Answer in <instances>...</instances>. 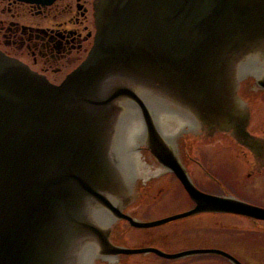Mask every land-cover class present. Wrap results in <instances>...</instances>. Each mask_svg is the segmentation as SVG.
Returning a JSON list of instances; mask_svg holds the SVG:
<instances>
[{"label":"water","instance_id":"obj_1","mask_svg":"<svg viewBox=\"0 0 264 264\" xmlns=\"http://www.w3.org/2000/svg\"><path fill=\"white\" fill-rule=\"evenodd\" d=\"M93 11V45L59 85L0 52V264L139 253L239 264L217 249L118 247L109 233L120 219L138 229L201 213L264 221V208L199 191L174 154L184 134L257 148L237 89L242 74L264 71V0H93ZM141 146L178 179L191 210L149 222L122 214L153 174L141 157L156 167Z\"/></svg>","mask_w":264,"mask_h":264},{"label":"flooded vegetation","instance_id":"obj_2","mask_svg":"<svg viewBox=\"0 0 264 264\" xmlns=\"http://www.w3.org/2000/svg\"><path fill=\"white\" fill-rule=\"evenodd\" d=\"M93 14V0H41L39 2L0 0V52L21 62L31 71L44 77L50 84L59 85L82 63L93 45L95 35ZM237 94L241 108H247L249 113L246 131L257 137L258 146L252 152L247 147L235 144L230 135L222 133L214 135V137L220 135L226 138L235 146L230 145L221 152L213 150L209 153V157L220 164L225 158L229 171L232 172L231 182L237 184L241 192L240 197L234 195L235 193L229 189L217 195L231 196L249 205L264 208V204L259 200V197H264V71L256 72L254 75L242 74ZM179 142L180 144L174 148V154L186 170L193 185L207 193L208 191L201 188L198 180H201L202 184L204 180L212 184L214 181L218 183L221 181L203 164L204 153H195L194 148L183 139ZM140 152L146 154L156 166L155 170L148 164L146 157H141L148 171L157 172L155 178H159L158 185L153 187V181L146 183L147 179H141L144 183L134 186L132 198L122 202V214L138 221H151L142 217L145 210L138 206L144 201L142 198L150 197L158 200L162 196L172 195V192L179 188L191 204L185 209L161 216L160 219L191 210L194 207L193 202L175 176L160 168L144 146L140 147ZM191 165L195 166L194 170L193 167L190 168ZM197 217L191 216V218ZM251 222L254 227L247 229V235H250L254 241L234 242L232 234H237L236 232L218 231L198 237L188 236L184 238L183 245L171 246L169 245L173 238L171 233L160 231V228L159 230L157 228L137 229L130 226L126 220L120 219L112 222L109 241L118 247L135 250L161 249L167 252L166 254L196 249H217L230 254L239 261V264H264V221L251 219ZM160 245L164 246L160 247ZM207 255L219 256L216 259L218 262H204V259H210V257L205 258ZM132 256L139 257L132 258ZM193 259L199 263L203 261L204 264H236L217 254L164 259L154 253L99 257L94 259L93 264H184L183 261Z\"/></svg>","mask_w":264,"mask_h":264},{"label":"rangeland","instance_id":"obj_3","mask_svg":"<svg viewBox=\"0 0 264 264\" xmlns=\"http://www.w3.org/2000/svg\"><path fill=\"white\" fill-rule=\"evenodd\" d=\"M185 140L187 144L192 146L195 150V153L202 152L204 153L203 157V164L206 166L207 169H211L217 177L218 180L221 182H210L207 180H204L203 184L201 180H198V183H200L201 188L208 191L207 193L217 195L220 193H223L226 191V189L231 191L232 193H235L234 195L240 197L241 192L237 184L231 182L232 178V172L229 171V166L226 164L225 158L223 161L218 163L217 160L209 157V153L213 150H216V152H221V150H224L226 147L230 146L235 147L234 145L229 143V140L226 138L217 135L213 138H204V137H193L190 134H184L181 135L178 139L179 140ZM177 143V145H179ZM185 145V143L183 144ZM193 166L191 165L190 168ZM239 168V167H238ZM195 169V166L193 167V170ZM159 179V178H157ZM156 178H151L148 182L153 181V187L158 185V180ZM233 180V179H232ZM263 194V193H259ZM182 195V196H181ZM264 197H259V200L262 201L264 204ZM144 201L142 204L139 203L140 209L145 210L144 214L142 215L143 218L151 221H156L158 218L160 219L161 216L167 215L169 213H172L173 211H180L182 209H185L191 204L188 202L187 197L184 195L183 191L179 188L177 190H174L172 192V195L170 196H162L158 202V200L144 197L142 198ZM161 200V201H160ZM157 204H159L157 206ZM157 206V207H156ZM131 209V207L129 208ZM197 218H183L179 219L158 227L161 229L160 231H166L172 234L173 238L169 245L171 246H181L185 243V239L188 236L192 237H198L205 233H213V232H225V233H231L236 232L237 234H232V240L234 242H244L246 241H254V239L247 235V229L250 227H254V225L251 222V218L239 216V215H233V214H224V213H204L196 215ZM178 231V233H176ZM164 245H160V247H163ZM170 246V247H171ZM175 249V248H174ZM160 251L164 252V250L159 249ZM167 253V252H166ZM156 257L155 255H151ZM139 256H132V258H138ZM212 260H206L204 262H218L216 259L219 256L215 255H207L205 258H209ZM165 259V258H164ZM162 260V259H161ZM202 260V259H201ZM166 261V260H163ZM166 262H170L169 260ZM196 262V259L193 260H186L182 263L184 264H204L203 261ZM172 264H178V263H172ZM213 264V263H212Z\"/></svg>","mask_w":264,"mask_h":264}]
</instances>
